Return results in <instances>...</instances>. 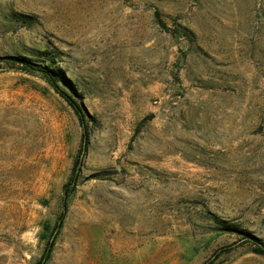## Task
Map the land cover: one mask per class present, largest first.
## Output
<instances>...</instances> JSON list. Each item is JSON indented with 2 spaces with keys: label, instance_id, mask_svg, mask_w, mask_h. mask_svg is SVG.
Segmentation results:
<instances>
[{
  "label": "rangeland",
  "instance_id": "rangeland-1",
  "mask_svg": "<svg viewBox=\"0 0 264 264\" xmlns=\"http://www.w3.org/2000/svg\"><path fill=\"white\" fill-rule=\"evenodd\" d=\"M249 236L264 0H0V264H264Z\"/></svg>",
  "mask_w": 264,
  "mask_h": 264
},
{
  "label": "trees",
  "instance_id": "trees-1",
  "mask_svg": "<svg viewBox=\"0 0 264 264\" xmlns=\"http://www.w3.org/2000/svg\"><path fill=\"white\" fill-rule=\"evenodd\" d=\"M160 22L162 23V21H160ZM27 67L32 68L31 66H28V64H27ZM38 70L43 75V77L46 79V81L49 83V85L54 89V91L56 93H58L67 102V104L72 108V110L74 111V113L78 117L81 125L85 127V121H84V116L86 115L85 109L83 108V105L76 100L75 97H73L71 94H69L66 90H64L59 85V81H58V77H60L59 72L58 71L54 72L53 70H50V69L45 68V67H40ZM60 78H62V77H60ZM87 143H88V136L86 133H84L82 135L81 144H80V148L78 151V157L79 158L83 156ZM76 166H77V160L74 163L75 169H76ZM63 215H64V211L61 213V218ZM60 226H61V221L59 219V221H57V223H56V228H60ZM247 238L252 244L255 245V251L259 254L264 255V243L260 242L259 239L257 237H254V236H249ZM223 249H225V248H223ZM48 255H49L48 250H46L42 254L41 258L39 259L40 264L45 263L46 259L48 258ZM210 262L211 261L207 262L206 264H210Z\"/></svg>",
  "mask_w": 264,
  "mask_h": 264
}]
</instances>
